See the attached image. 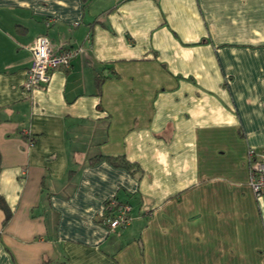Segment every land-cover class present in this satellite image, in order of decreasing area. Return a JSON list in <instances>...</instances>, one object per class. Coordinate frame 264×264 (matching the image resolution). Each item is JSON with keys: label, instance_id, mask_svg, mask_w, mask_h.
Listing matches in <instances>:
<instances>
[{"label": "crops", "instance_id": "1", "mask_svg": "<svg viewBox=\"0 0 264 264\" xmlns=\"http://www.w3.org/2000/svg\"><path fill=\"white\" fill-rule=\"evenodd\" d=\"M42 36L78 52L27 91ZM250 148L264 0H0V264H264Z\"/></svg>", "mask_w": 264, "mask_h": 264}, {"label": "built area", "instance_id": "2", "mask_svg": "<svg viewBox=\"0 0 264 264\" xmlns=\"http://www.w3.org/2000/svg\"><path fill=\"white\" fill-rule=\"evenodd\" d=\"M78 50L72 48H61L55 52L54 46L48 37L42 36L33 47L32 63L27 69L24 82L25 90L46 85L51 77L52 71L59 67H68L71 59ZM247 162L249 167V185L254 194L259 197L264 194V150L250 148L247 151ZM131 206L127 202L112 198L107 201L102 215L103 224L114 230L125 227L130 222L129 211Z\"/></svg>", "mask_w": 264, "mask_h": 264}, {"label": "trees", "instance_id": "3", "mask_svg": "<svg viewBox=\"0 0 264 264\" xmlns=\"http://www.w3.org/2000/svg\"><path fill=\"white\" fill-rule=\"evenodd\" d=\"M102 158L107 159L115 167L125 168L133 173H135L139 169L137 164L126 159L124 155H107V156L100 155L98 157L93 158L92 162L95 163ZM0 208L4 212V219H3V226H4L10 219L12 212L7 206L2 196H0Z\"/></svg>", "mask_w": 264, "mask_h": 264}]
</instances>
